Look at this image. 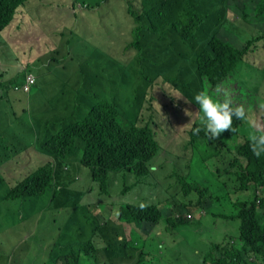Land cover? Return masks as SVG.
<instances>
[{"label": "trees", "instance_id": "1", "mask_svg": "<svg viewBox=\"0 0 264 264\" xmlns=\"http://www.w3.org/2000/svg\"><path fill=\"white\" fill-rule=\"evenodd\" d=\"M28 1L0 0V35ZM102 1L77 3L93 10ZM73 6L76 8L75 4ZM230 10L236 19L249 25L252 16L264 18V0H140L139 5L129 4L127 13L135 25L123 46L118 48L121 60L104 53L109 56L103 55L107 60L93 62L96 52L80 61L69 81L70 84L76 82L74 90L65 76L67 83L64 85H70L74 96L89 101V109L83 116L76 112L80 104L73 105L74 100L69 103L63 101L62 106L54 104L50 113L46 98L36 102L29 96H23L27 94L23 93V88L29 75L35 77L30 91L37 87L40 80L39 73L30 67L31 64L28 66L21 62L19 66H26L19 74L0 81V109L11 118L6 121V140L0 146V238L4 236L2 239L6 240L15 236L19 229L10 228L33 219L30 210L41 213L42 198L47 195L56 210L70 211L75 217L81 209L88 212L80 202L83 192L70 187V178L65 177L61 183L59 181V177L66 173L65 165L76 163L79 167L88 168L92 180L99 184L105 201L97 204L102 205L101 208L110 205L112 210L107 209L108 213L115 210L116 204L109 202L111 173H131L138 183L152 178L150 186H155V189L151 196L154 197H145L141 190L138 195L136 189L128 185L119 193L121 197L117 202L118 219L122 222L119 226L134 224L146 235L163 218L166 225L173 229L190 222V211L216 202L218 197L213 192L218 187V191L224 192L222 198L232 199L233 209L229 215L223 216L228 222L227 234L231 237L226 244H213L202 264H208L209 259L212 264H264V153L255 156L250 148L249 136L242 132H246L248 119L242 121L234 117L232 127L235 131H224L215 140H209L203 130L199 135H193L191 129H186L183 140L185 153L190 154L195 164L180 175H165L167 179L175 177L177 186L171 197L164 198L166 203H170L167 206L155 201L164 178L163 173L158 171L163 165L156 161L162 152L158 140L161 134L154 122L150 120L143 124L142 118L145 110H153L150 91L159 79L167 85V93L178 92L182 103L193 106L196 104L193 100L196 93L205 91L213 98L211 89L218 91L220 85L233 80L238 74L239 67L234 63L256 43L262 42L264 46V30L257 32L253 27L252 31H248L238 26L236 19V22H231L228 17ZM20 24L24 23L17 25ZM16 32L19 39L9 47L22 52L15 61L32 58L41 52L49 54L56 64L60 63L61 48L52 45L62 43L63 39L55 42L48 38L35 20L25 30ZM63 33L61 31L59 36H64ZM242 38H245L244 42L239 45ZM42 39H46L48 44L46 47L40 45L36 51L34 42ZM48 46L51 48L48 49ZM42 54L38 55L40 59H43ZM122 56L127 62H123ZM39 61L42 60L32 64ZM63 69L72 71L73 68L67 66ZM122 82L125 84L120 88ZM121 91L124 93L120 96ZM66 93L68 91L64 88L61 94ZM59 98L57 95L56 99ZM238 104L234 106L242 105L248 118L255 116V111L264 114V107L258 101H252L253 109ZM170 113L167 106L163 108V115ZM183 114L179 115L181 119ZM174 123L176 121L173 120ZM193 125L203 128L199 122ZM21 133L26 136L19 137ZM238 136L242 137L241 142L236 141ZM173 143L177 146V142ZM204 144L207 153L214 148L201 159L203 165H208L209 171L206 180H201L195 175L194 168L198 166L196 161L199 157L196 156L200 155ZM32 153L36 154V158L47 159L46 164L21 174L24 177L13 184L11 179L16 173L12 170V163L19 161L20 157L32 156ZM28 165L33 167L32 163ZM251 187L255 194L260 190L261 196L256 195L252 200L236 198L238 193ZM19 200L26 202L28 210L21 206V209L10 212L8 204ZM4 211L9 215L17 214L3 222L8 217ZM44 219L42 215L37 221L38 228L45 226ZM86 219H91L92 224L73 226L67 223L61 226L64 231L74 230L76 240L68 242L70 235L60 232L61 229L58 230L60 233L50 234L52 245L47 258L56 257L54 264H58V260L61 261L59 264H79L80 257L91 252L98 264H111L109 259L118 256L116 249L136 248L134 240L126 238L130 229L118 230V226L110 225L109 220H101L92 214ZM110 235L115 240L111 244L107 242ZM131 235H134L132 231ZM3 250L0 249L3 264H14L21 256L20 251H15L11 261H8L1 252ZM140 252V257L148 254L143 248ZM257 257L263 260L258 261ZM120 258L122 260L124 256Z\"/></svg>", "mask_w": 264, "mask_h": 264}, {"label": "rangeland", "instance_id": "2", "mask_svg": "<svg viewBox=\"0 0 264 264\" xmlns=\"http://www.w3.org/2000/svg\"><path fill=\"white\" fill-rule=\"evenodd\" d=\"M81 1H86L90 4L97 0H29L25 6L20 7L25 8L19 11L16 19V23L24 24L14 25L15 15L12 22L5 28L6 30L0 35V81H6L10 77H15L26 66H19L21 62L26 63L25 59L15 61L22 51L9 47V45L16 44L19 39V35L15 33L14 30H25L26 27L35 20L48 38L55 42H59L63 39L62 43L52 45L61 48L60 55L62 59L61 61L59 60L60 63H50L48 61L49 54L44 55L38 52L36 55H33V59H40L38 55L42 54L43 59H40L42 61L30 65V67L37 70L40 80L36 88L30 91L28 95H23L29 96V98H32V100L36 102H40L43 98H46L50 113L54 104H60L62 106L63 101L69 103L71 100H74L73 105L80 104L79 108L76 110L80 115L83 116V113L89 109L88 100L74 96L73 90L76 82H74V84L69 83L76 68H78L77 61L86 59L90 54L94 53L95 50H99V52L92 57L93 62L99 63L100 61L107 60V58L103 57V53L118 57L121 60L118 48L123 46L134 24L132 18L127 13L128 6L129 4L139 5L140 2V0H103L99 7L88 10L80 7L77 2ZM72 3L76 5V8H74ZM233 20L235 21V19ZM236 23L240 26L238 22ZM250 23L257 29V32L264 30V18L252 16L250 18ZM12 25L13 27L10 28ZM61 31L64 32V36H59ZM248 31H252V29H248ZM70 32L74 34L72 35ZM244 39L245 38L239 40V45L244 42ZM47 44L48 41L46 39H42L40 42L35 41V50L38 51L40 45L46 47ZM232 44L236 46V44ZM47 48L50 49L51 46ZM123 57L124 56H122L123 62H127ZM247 61L251 65L244 64V66H242V68L244 67L243 74L237 77L236 80H230L223 85L231 90L233 88L234 93L231 92L227 94L224 92L223 94L225 98L230 99L233 103H241L245 107H250V109H253V107H251L252 101H258L260 106L264 107V71L261 70L264 66V46L262 43L258 44L256 51ZM61 62L71 66L73 68L72 71L64 70ZM104 75L106 76V73H104ZM65 76H67L68 83L73 90L70 88L69 84L64 85L67 83ZM124 84L125 83L122 82L120 88H122ZM166 87L167 85L163 84L160 79L157 81L156 86L150 91V104L153 106V110H145L142 117L143 124L151 120L154 122L155 128L161 134L158 140L161 144L162 152L157 156L158 158L156 157L157 163L163 165L158 171L164 175L159 186L160 194L155 197V201L159 203H166L164 198L171 197V194L177 187L175 184V177L167 179L165 175H180V172L187 170V167L191 164H195V162L191 161L190 154L187 155L185 153L183 141L186 129H188L184 126L190 123V117L185 114V109H183V107L181 109L180 105L177 104L180 94L178 92L173 94L167 93ZM225 87L222 89L230 92V90H227ZM64 88L68 93L61 94ZM211 92L214 97L222 95L221 92L214 89H212ZM123 93L124 91H121L120 96L123 95ZM57 95L60 96L59 99H56ZM170 95H175L176 97L171 98ZM148 106L149 105H147V107ZM166 106L171 110V113L163 115L162 110L166 108ZM187 110L193 114L198 112L193 106H188ZM255 112V116L249 117L248 119L249 122L245 126L246 132L242 130L247 136L256 132L255 125L258 129H264L263 113ZM180 114H183V122L178 124L177 118L180 117ZM196 118L197 117L194 115L191 117L193 124L196 120V123L199 122V118ZM7 119H11L9 114L7 115L0 109V146L2 142L6 140V134L4 132L6 130ZM163 120L166 121V125ZM173 120L176 121V123L173 124ZM179 120L178 118V121ZM169 134H171L170 137H168ZM18 136L24 137L26 135L21 133ZM241 138L242 137L238 136L236 141L241 142ZM173 142H177V146ZM203 146L200 155L196 156L199 157L196 161L198 166L194 169L196 170V176L201 180H206V173L209 172L208 165H203L201 159L208 156L214 147L207 153L205 152L207 151L206 145L204 144ZM36 157V154L32 153V156L20 157L19 161L12 163L14 164L12 165V170L16 173L14 178L11 179L13 184L24 177L21 174H27L34 168L46 164L45 161L47 159ZM26 163H32L33 167H30ZM64 169L66 173L59 177L60 183L65 177L70 178V187L75 191L83 192L80 202H82L81 205L83 207H87L88 212L81 209L78 215L72 218L70 211L63 209L56 210L53 207L49 208V196H44L42 198L43 208L41 209V213L47 219L46 226H40V228H38L36 217H33V219L29 221H27V219L19 222L22 224H17L12 228H10L11 223L6 226V228H10V230L19 229V232L15 236H12L11 239L4 240L2 239L4 236L0 238V249H5L1 252L7 257L8 261H11V255L15 251H20L21 256L17 257V261L21 258L24 264H37V260H45L52 245L50 234L59 232V229H61L60 232L64 231L61 226L67 223L73 224V226L92 224L91 219H86L87 216L91 214L96 215V217L99 219L101 218V220H109V224L118 226V230L125 228L129 231L130 229V235L132 229L136 232L134 236L131 235L135 241L134 245H136V248L121 247L117 249L120 253V257L124 256V258L121 260L117 256L116 258L113 257L109 259L111 264H137L138 259H141L138 264H202L206 258V253L213 244H226L229 242L231 236L227 234L228 222L223 216L229 215L231 209H233L231 204L232 199L229 197L222 198L224 192L222 190L218 191V187L213 192V195L218 197L216 202L211 204V206L210 204H206L190 211L193 216L190 222L185 223L178 229H173L166 225L165 218H163V221L158 226L153 227L151 232L146 235V233H143L141 229L134 224L124 223L123 226H119L122 222L118 219L117 208L119 204L117 202L121 197L119 193L128 185H131L138 191L143 190L145 197L154 194L153 190L155 186H150L152 178L147 182L143 181L138 183L136 181V176L131 173H111L109 186L111 200L109 199V202H114L116 204L114 205L115 210L112 213H108L107 209L112 210L110 205H108L107 208L98 207L99 204L97 203L104 202L105 198L99 195V184L92 180L89 169L83 166L79 167L76 163L70 166L65 165ZM81 192L79 193L82 195ZM236 198L240 200H252L254 198V189L250 188L243 193H238ZM166 205L170 206V203H166ZM21 206L24 210H28L29 206L24 200H19L17 203L13 201L8 204L10 212L17 210V208L21 209ZM4 214L8 213L4 211ZM16 214L17 212L12 215L8 214V217H6L3 222L14 217ZM231 229L232 227L229 228V230ZM112 234H115V232ZM232 238L234 237L232 236ZM114 241L111 235L107 239L109 244L114 243ZM232 242L234 241L232 240ZM141 248L148 254L140 257L141 252L139 253V251ZM64 251L65 249L62 253ZM127 253L132 254V258L127 257ZM93 255V252L82 255L79 264H98ZM257 258L258 261L263 260L261 257ZM0 264H3V262L0 261ZM45 264L50 263L46 262ZM208 264H212L210 259Z\"/></svg>", "mask_w": 264, "mask_h": 264}, {"label": "clouds", "instance_id": "3", "mask_svg": "<svg viewBox=\"0 0 264 264\" xmlns=\"http://www.w3.org/2000/svg\"><path fill=\"white\" fill-rule=\"evenodd\" d=\"M79 5L81 8H85L81 4H79ZM23 8H25V7L20 8V10ZM18 13L16 14L14 25L18 24V23H16ZM230 13H231V16H230ZM232 16H233V18H232ZM228 17L231 20V22L233 19H236V17L234 16V14L231 10L228 13ZM236 20H237L238 24L240 25V27H243L246 30L253 29V26L251 23L249 25H246L242 20H240V19H236ZM133 23H134V21H133ZM134 25H135V23H134ZM12 27H13V25L10 28H12ZM14 31H15V33H17L16 30H14ZM260 43H262V42L256 43V46L252 47L248 52L246 51L245 55L242 56L236 63H234L236 66L239 67V71H238V74L233 78V80H236L237 77H240L243 74L244 67L242 68V66H244V64L251 65L250 63H248L247 59L254 54V52L257 49L258 44H260ZM96 52H99V50H95L94 53H96ZM94 53H92V54H94ZM92 54H90V55H92ZM103 55H105V54L103 53ZM106 57H109V56H106ZM61 59H58V60L61 61ZM36 60H38V59H33V57L32 58L27 57L25 59V62H26L25 64L29 66L30 64L34 63ZM82 60H84V59H82ZM82 60H78L77 62L79 63ZM48 61L50 63L56 64L52 60V58H49ZM61 64L63 65L62 68L69 66L68 64H66L64 62H62ZM261 70L264 71V66ZM29 78H32L34 80L35 77L31 76V75L28 76V79H27V81L24 85V88H23V93L28 94L30 92V85L32 84L33 81L30 82ZM223 85L224 84L220 85L219 89H218V92L222 93V95H220V96L214 97L212 95L213 96V98H212L205 91H200L194 95L193 100L196 104H193V107H195L196 110L198 111L195 114H193L187 110L188 106H190V105H186L185 103H182V101H180L178 99L177 104L180 105L181 109H182V107L185 106V108H183V109H185L184 110L185 114L190 117V123H188L184 127L191 129L193 135H199V133L203 130L205 132V135L208 137L209 140H215L224 131H231V132L235 131V129L232 127L234 117H235V119L242 120V121H247V119H249L246 115V110L242 105L234 106L235 103H233L230 99L225 98L223 93L224 92H226L227 94H230L231 92L234 93V89L232 88V90H231L229 88H226ZM27 87H29L28 90H26ZM223 87H225L227 90H230V92L223 90L222 89ZM175 97H176L175 95L171 96V98H175ZM187 102L191 103V101H187ZM193 115L196 116L197 118H199V123H201L203 125V128L195 127L193 125V121L191 119V117ZM263 116H264V114H263ZM178 118L180 119L179 121H178ZM178 118H177L178 124L183 122V120L180 117H178ZM248 122H249V120H248ZM255 129H256V132L251 133L249 135V141H250L251 151L253 152V154L255 156L259 157L262 153H264V129H261V128L258 129V127L256 125H255ZM251 188H253V187H251ZM256 195L261 196L260 190L257 191L256 194L254 193V197ZM188 217L193 219L192 215H188Z\"/></svg>", "mask_w": 264, "mask_h": 264}, {"label": "crops", "instance_id": "4", "mask_svg": "<svg viewBox=\"0 0 264 264\" xmlns=\"http://www.w3.org/2000/svg\"><path fill=\"white\" fill-rule=\"evenodd\" d=\"M141 191H143V190H141ZM136 192H137V194H138V190H136ZM144 192V191H143ZM143 192H142V194H143ZM141 194V195H142ZM99 195L101 196V194H100V192H99ZM139 195V194H138ZM65 200V199H64ZM82 203V202H81ZM102 203H104V202H102ZM100 206V208H101V206L102 205H98V207ZM52 207V204L51 203H49V208H51ZM105 207H108V206H105ZM104 207V208H105ZM29 213H31V216L32 217H36V220L38 221L40 218H41V213L40 212H35V211H31L30 210V212ZM72 218H75V214H73L72 216H71ZM46 224H47V219H46V217H45V219L43 220V225H45L46 226ZM69 224V223H68ZM81 225V224H80ZM117 225H119V224H117ZM65 232H67L69 235H70V237L67 239V241L69 242V241H71V239L72 240H76L77 238H76V233H75V231L74 230H72V229H65ZM46 233V232H45ZM132 233L135 235L136 234V232L132 229ZM52 234H54V233H52ZM133 235V236H134ZM127 238V240L129 239V241H130V239H133L132 238V236L131 235H129L128 237H126ZM119 239H121V238H119ZM134 240V239H133ZM134 243H135V241H134ZM138 251H139V249H138ZM116 252H117V254H118V258L119 259H121L120 257H119V252H118V250L116 249ZM139 253H140V251H139ZM132 254H130V253H127V257H129V258H132ZM55 258L56 257H50V258H47V259H45V260H43V261H41V260H38L37 261V264H45L46 262H49L50 264H54V260H55ZM140 260L141 259H138V261H137V264L140 262ZM60 262V261H59ZM58 262V263H59ZM32 263V262H31ZM14 264H24L23 263V261H22V259L20 258L18 261H16Z\"/></svg>", "mask_w": 264, "mask_h": 264}, {"label": "built area", "instance_id": "5", "mask_svg": "<svg viewBox=\"0 0 264 264\" xmlns=\"http://www.w3.org/2000/svg\"><path fill=\"white\" fill-rule=\"evenodd\" d=\"M29 81L32 82L33 79L32 78H29ZM28 89H29V87L26 88V90H28Z\"/></svg>", "mask_w": 264, "mask_h": 264}]
</instances>
